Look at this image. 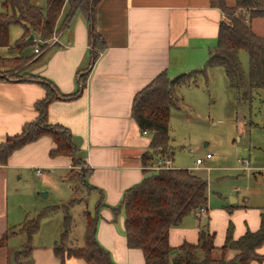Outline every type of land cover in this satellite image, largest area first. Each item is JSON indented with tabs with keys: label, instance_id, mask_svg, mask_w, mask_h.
I'll return each mask as SVG.
<instances>
[{
	"label": "crops",
	"instance_id": "0c3cea01",
	"mask_svg": "<svg viewBox=\"0 0 264 264\" xmlns=\"http://www.w3.org/2000/svg\"><path fill=\"white\" fill-rule=\"evenodd\" d=\"M210 3L211 0H101L96 9V29L107 47L95 61H91L84 18L79 12L66 17L70 8L65 4L56 25V31H60L58 44L39 59L32 49L31 61L23 63L21 69L31 74L30 78L7 77L0 81V141L19 133L25 123L34 120L35 102L46 96L48 84L55 88L53 92L58 96L48 105V123L62 125L70 131L77 157L85 162L88 170L86 182L90 189L84 202L75 206L86 205L98 217L96 240L116 264H144V261L139 250L126 246L124 213L120 210L114 216L108 207L118 206L124 193L148 176L147 167L154 166L161 156L156 155L150 163L144 164L141 160L149 150L150 136L144 135L131 117L133 98L161 72L174 78L183 70L179 67L182 63H187L190 69L206 63L216 46L218 24L223 18L221 11ZM227 3L232 5L233 0ZM258 21L264 25V19L253 20V31ZM22 34L23 30L20 37ZM5 48L8 47L0 50ZM9 57L0 56L28 58L21 53ZM81 74L85 78L82 88ZM53 147L50 137H41L14 151L0 171L5 179L9 170L21 172L23 169L46 170L59 178H67L71 160L66 156L50 157ZM100 201L105 207L98 209ZM231 202L234 205L228 207L229 212L227 207H220L208 214L207 202L206 214L193 212L184 217L169 231L170 246L197 243L199 231L207 225L216 232L217 247L223 245L227 226L232 222L235 239L248 230L256 231L262 208L245 198L241 203L237 197L231 198ZM60 212V223H54L50 231L43 230L46 223L53 221L49 215L40 221L37 232L30 238L24 232L25 218L14 225L8 224L7 215L5 221L0 218V242L4 241L0 243V264H20L13 255L19 254L16 248L22 240L23 247L28 246L26 264H87L79 258L62 259L55 255L54 246L62 232L63 211ZM203 219H207L206 225ZM84 229L85 220L82 231L73 240L69 236L71 246L83 245ZM46 236L50 239L45 243L35 241ZM257 253L264 258V244ZM228 254L230 259L234 252ZM250 264H264V259Z\"/></svg>",
	"mask_w": 264,
	"mask_h": 264
},
{
	"label": "trees",
	"instance_id": "16d2710c",
	"mask_svg": "<svg viewBox=\"0 0 264 264\" xmlns=\"http://www.w3.org/2000/svg\"><path fill=\"white\" fill-rule=\"evenodd\" d=\"M101 0H45V6L39 7L30 0H3L0 12V47H9V27L18 25L23 34L19 38L17 47L35 44L34 39L46 42L57 33L56 25L62 8L67 4L70 12L66 17L79 12L84 18L89 43L91 45V61H95L100 53L106 49V42L96 29V9ZM211 6L218 8L223 18L218 24L216 46L208 57L204 67L188 74H179L170 78L166 72L159 73L146 86L136 92L131 117L137 123L140 131L150 135L149 152L141 156L143 163L149 162L157 155L172 159L169 145V120L172 110L180 102L179 90L184 86H196L197 74L204 73L214 67L223 68L228 86L235 92L238 101L251 104L255 98L259 99L264 114V35H257L252 29L255 19H264V0H211ZM55 45L46 47L43 43V54ZM47 48V49H46ZM245 50L248 54L249 69L245 75L238 59V52ZM36 55V54H35ZM32 58H0V81L6 80L2 69H16L9 65L31 61ZM36 59V60H37ZM6 71V70H4ZM79 75V73H78ZM80 87H84V75L80 76ZM18 78V77H15ZM47 85V83H45ZM46 96L34 104L36 117L25 123L17 134L8 135L0 141V167L6 166L12 153L21 147L48 136L54 147L49 156H66L71 164H80L86 168L83 160L77 157L78 150L73 143L70 131L62 125L48 123L47 110L50 102L58 96L51 84L47 85ZM51 90V91H50ZM264 116V115H263ZM264 119V118H263ZM264 128V120H263ZM87 168L84 172L82 186L90 189L86 182ZM150 174L142 181L129 188L123 195L120 204L108 207L117 215L124 213V235L126 246L141 252L144 264H250L252 261L261 262L264 258L257 253V249L264 244V212L260 215L259 228L246 231L239 238L233 236V226L226 230L225 241L221 247L214 244V233L202 228L195 244L182 243L173 248L169 244V231L178 226L184 217L196 213L200 208L207 209V181L190 169L172 167L170 169L150 170ZM71 171L67 178H70ZM77 205L74 199L60 206H50L42 209L25 225L26 234L30 238L39 228L40 221L58 210L63 211L62 232L54 246V253L58 257H75L87 264H116L109 252L96 240V225L98 217L84 212L85 229L82 246H71L62 249L61 243L68 242L73 217L70 208ZM105 207L99 202L98 209ZM24 225V226H25ZM23 226V227H24ZM3 241V239H2ZM2 241L0 242L2 244ZM221 256L226 251L234 252L233 257L226 262L223 257H213L216 252Z\"/></svg>",
	"mask_w": 264,
	"mask_h": 264
},
{
	"label": "rangeland",
	"instance_id": "374dc122",
	"mask_svg": "<svg viewBox=\"0 0 264 264\" xmlns=\"http://www.w3.org/2000/svg\"><path fill=\"white\" fill-rule=\"evenodd\" d=\"M2 2L3 0H0V12L3 10ZM32 2L39 7L45 6V0H32ZM254 30L256 34L264 35L263 23L258 21L254 25ZM21 33L20 26L9 27V47L0 50L1 55L13 58L21 53L27 57L31 56L33 45L17 47ZM57 33L60 34V31ZM55 44H58V41ZM238 59L244 74L247 75L249 69L247 52L240 50ZM204 63L192 69L187 63H182L179 66L183 69L180 74L198 71L204 67ZM9 65L17 68L10 71L2 69L4 76L30 78L31 74H26L21 69L23 63ZM179 97L181 101L177 102V108L171 111L169 120L172 166L190 169L207 181L208 214L220 207H227L229 212L228 207L234 205L231 198L236 197L239 203L243 198L249 199L251 204L262 208L264 212V114L259 99L254 98L251 104L238 101L235 92L228 86L225 72L221 67L209 69L206 74H197L196 86L180 88ZM148 152L149 150L146 152L147 155ZM207 154L210 158L205 159ZM197 158L203 160L199 167L194 164ZM147 168L152 170L150 166ZM85 170L86 168L80 164L73 166L71 164L69 170L71 179L59 178L57 174L46 170L24 169L21 172L9 170L5 179L4 173L0 171V218L5 221L7 215L10 225L25 218V224L27 220L34 218L40 209L66 204L73 195L75 203L84 202L88 190L81 185ZM37 173L43 175L38 177ZM63 174L62 172V176ZM61 209L60 207L50 214L51 218H49L53 221L46 223L43 230L50 231L54 223L61 222ZM69 211L73 217L70 232V239L73 240L84 227V218L79 217H83L84 212H89L91 216L94 213L90 208L87 210L86 205H81L79 208L74 206ZM206 222L207 219L202 220L204 225ZM29 225L31 223L23 228L26 230ZM205 229L216 234L208 225ZM48 239L50 236L35 241L45 243ZM70 239L69 242L60 244L61 247L63 246L62 249L71 247ZM23 242L22 240L20 246L16 248L19 254L13 255V259H17L20 264H26L24 258L28 253V246L23 247ZM229 252L226 251L221 256V252L218 251L212 256L223 257L228 262L231 259L228 258Z\"/></svg>",
	"mask_w": 264,
	"mask_h": 264
},
{
	"label": "built area",
	"instance_id": "2783aa9c",
	"mask_svg": "<svg viewBox=\"0 0 264 264\" xmlns=\"http://www.w3.org/2000/svg\"><path fill=\"white\" fill-rule=\"evenodd\" d=\"M59 35L58 33H55L51 39H49L48 41L46 42H41L40 40H34L35 41V44H34V48H33V52L34 54L36 55H39L43 52L44 48L42 49V44L45 43L46 44V47H50L52 45H54L57 41H58V38H59ZM47 49V48H46ZM147 132H143V134L145 135ZM210 158V155H206L205 159H208ZM203 163V160L202 159H199L197 158L194 162V164L196 165V167H199L201 164ZM172 160L170 158H167V157H159L156 159L155 161V164L154 166H152L151 168L154 169V170H159V169H170L172 168ZM207 212V209L206 208H200L196 211V214L197 215H204L206 214Z\"/></svg>",
	"mask_w": 264,
	"mask_h": 264
},
{
	"label": "water",
	"instance_id": "95a60500",
	"mask_svg": "<svg viewBox=\"0 0 264 264\" xmlns=\"http://www.w3.org/2000/svg\"><path fill=\"white\" fill-rule=\"evenodd\" d=\"M33 38H34L33 35H30L28 39L33 40ZM43 195L46 196L45 194H43Z\"/></svg>",
	"mask_w": 264,
	"mask_h": 264
}]
</instances>
